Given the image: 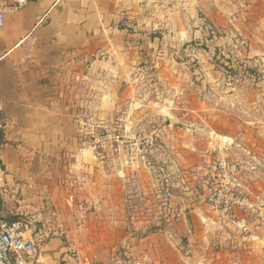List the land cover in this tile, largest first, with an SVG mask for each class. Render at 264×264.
Masks as SVG:
<instances>
[{
	"label": "crops",
	"instance_id": "obj_1",
	"mask_svg": "<svg viewBox=\"0 0 264 264\" xmlns=\"http://www.w3.org/2000/svg\"><path fill=\"white\" fill-rule=\"evenodd\" d=\"M227 68L263 81L228 84ZM0 104V218L30 224L26 264H173L182 238L264 239V0H33L0 28ZM109 132L146 141L148 166L94 148ZM221 169L248 214L208 210ZM130 181L152 233L128 222Z\"/></svg>",
	"mask_w": 264,
	"mask_h": 264
},
{
	"label": "built area",
	"instance_id": "obj_2",
	"mask_svg": "<svg viewBox=\"0 0 264 264\" xmlns=\"http://www.w3.org/2000/svg\"><path fill=\"white\" fill-rule=\"evenodd\" d=\"M32 1L0 0V28L5 24L6 14L20 11ZM119 28L134 30V26L125 13L120 14ZM195 56V51L190 50L185 55H179V60L182 61L186 57ZM224 73L227 83L231 85L255 86L256 83L263 79L260 74L250 72L247 68L237 70L235 68H227ZM2 114L3 109L0 104V132H3L6 128ZM105 139L124 148L129 154L130 161L134 160L141 166H148V144L146 141L138 142L128 139H113L110 136H99L94 139L93 147L98 148ZM215 178L210 192L205 197L208 210L220 218H228L235 209L240 210L243 214H248L251 209L249 200L236 194L231 173L227 169H221ZM75 210L76 214H78L75 218L76 225L81 228L86 222L87 210L83 204L77 205ZM30 231L31 226L28 222L8 221L0 218V264H26V260L34 248L32 237L27 236ZM68 250L73 255H77L73 244L69 243Z\"/></svg>",
	"mask_w": 264,
	"mask_h": 264
},
{
	"label": "rangeland",
	"instance_id": "obj_3",
	"mask_svg": "<svg viewBox=\"0 0 264 264\" xmlns=\"http://www.w3.org/2000/svg\"><path fill=\"white\" fill-rule=\"evenodd\" d=\"M223 68H225V65ZM260 81L263 80L261 79ZM259 82L256 84H259ZM99 136H110L113 139L118 138L120 140H125V138H122L120 135L114 132L102 134L98 133L96 138ZM104 141H107L105 143L106 149L112 150L113 148V150H115L117 148V144L109 142L108 139H105ZM127 167L132 171L142 168L141 164L134 160L129 161ZM127 186L129 188L130 195L132 196L130 199V211L128 213V222H130L131 228L133 227L135 229L137 226H139L137 228H140V231H134V233H138V235H142L146 232L152 233L154 228L150 222L157 213L156 208H152L149 205V199L140 193L136 182L130 181ZM141 226H146V228H142ZM253 233H259L260 236H262L261 238H264L263 230H254ZM204 242L205 241L202 242L200 239H198L196 243H189L187 238L180 239L176 247L182 248V258L179 257L178 259H175L173 264H264V239L252 240L250 243H235L233 244V247L231 245L228 247L227 243H224L221 238L218 239L216 235H214L212 238L207 239V244ZM120 246L121 244H115L114 248H117V250L120 251ZM119 251L117 252L119 253ZM226 254H229L230 257H225ZM122 256H117V258L121 260L124 259V262L131 264H133L135 261L132 258L125 259Z\"/></svg>",
	"mask_w": 264,
	"mask_h": 264
}]
</instances>
